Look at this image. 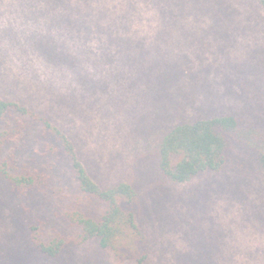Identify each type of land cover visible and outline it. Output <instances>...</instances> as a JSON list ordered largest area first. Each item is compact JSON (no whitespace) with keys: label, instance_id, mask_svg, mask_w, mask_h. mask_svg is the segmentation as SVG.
<instances>
[{"label":"rangeland","instance_id":"1","mask_svg":"<svg viewBox=\"0 0 264 264\" xmlns=\"http://www.w3.org/2000/svg\"><path fill=\"white\" fill-rule=\"evenodd\" d=\"M0 99L47 119L99 184L139 194L146 264H264V9L258 0H0ZM231 114L252 144L228 164L174 183L159 166L176 125ZM32 125L15 177L0 175V264H126L98 241L60 258L37 243L82 240L79 215L107 207L80 188L67 156ZM50 152V153H49Z\"/></svg>","mask_w":264,"mask_h":264},{"label":"trees","instance_id":"2","mask_svg":"<svg viewBox=\"0 0 264 264\" xmlns=\"http://www.w3.org/2000/svg\"><path fill=\"white\" fill-rule=\"evenodd\" d=\"M264 9V0H258ZM32 125L40 129L46 143H59L70 161L81 191L92 202L107 210L97 218L80 213L82 240H60L53 245L37 243L38 252L48 259L62 257L70 246L98 241L101 248L126 264H146L150 258L149 242L138 222L139 194L133 186L119 183L99 184L89 174L74 143L47 119L38 117L26 107L0 99V175L14 190L25 193L47 184L43 176L23 174L15 177L20 164V148ZM252 144V131L244 132L240 120L220 115L176 125L162 139L159 166L163 175L174 183L185 184L196 178L221 171L229 162L235 143ZM256 173L264 181V143L258 146ZM59 156L58 148L49 149ZM50 153V152H49Z\"/></svg>","mask_w":264,"mask_h":264}]
</instances>
